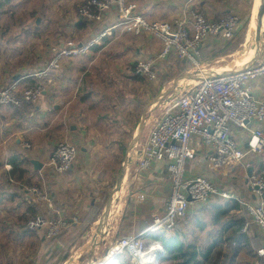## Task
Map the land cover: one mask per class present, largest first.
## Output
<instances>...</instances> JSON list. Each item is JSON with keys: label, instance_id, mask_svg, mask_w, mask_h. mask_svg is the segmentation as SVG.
<instances>
[{"label": "crops", "instance_id": "1", "mask_svg": "<svg viewBox=\"0 0 264 264\" xmlns=\"http://www.w3.org/2000/svg\"><path fill=\"white\" fill-rule=\"evenodd\" d=\"M83 1L0 0V85L8 86L18 81L20 88L35 86L40 79L33 75L50 62L53 46H65L78 34H86L85 39L79 40L81 42L96 34L97 27L81 16ZM246 1H249L251 16L255 0H128L152 22L172 20L185 9L201 12L211 20H218L227 12L243 15L247 9ZM20 4H24L26 11L17 15ZM52 26L57 31L51 36ZM38 27L44 31V40L49 41L45 43V56L36 52L34 62L27 57L20 63L14 61L21 47L35 31H40ZM231 41L209 37L202 46V65L224 56L222 50H226ZM160 50L161 42L156 38L135 37L116 31L101 45L91 47L84 56L65 59L62 67L52 73L54 81L46 86L39 100L23 109L0 108V246L7 248V256L16 250L19 254L25 251L32 256V262L27 264H40L38 257L45 258L49 253L47 248L50 245L44 231L28 233L25 230L26 220L32 215L42 213L80 225L94 206L103 211L127 154V167L109 213L111 225L107 222L108 232L104 238L97 237L102 243L89 249L105 253L106 246L111 245L116 237L141 233L152 224L155 216L164 213L169 196L168 162L156 163L147 172L139 173L138 147L146 141L150 128L158 119L152 114L154 108L159 106V111L164 110L175 96L174 93L159 105L155 103L162 92L169 90L170 83L159 79L161 71L180 72L179 64L189 67V72L192 68L176 55L170 56L166 61L155 63L159 81L149 84L134 73L135 65L139 61L154 60ZM225 69L218 72L232 70ZM151 85H154V91L150 89L152 94L147 89ZM251 91L253 97L263 98L264 79L253 82ZM145 112L147 117L138 146L131 149ZM236 136L239 144L244 146L246 136L241 133ZM194 140L196 155L188 162L185 177L205 175L221 192L235 195L237 199L224 200L213 195L207 203L192 205L186 224L198 235L199 246L196 260L188 264L198 261L199 257L206 260L217 247L224 259L228 248L234 249L236 255L243 249L241 245L249 247L250 254L256 251V247L258 252L264 248V234L248 217L241 202L257 200L248 184V171L252 169V174L264 175V153L249 158L245 167L209 173L205 157L208 149ZM60 141L70 142L78 149L73 167L64 174H58L48 166ZM25 143L31 145L30 149L24 148ZM33 161L41 167L35 168ZM31 186H40L52 199L53 207L47 209L28 195L26 188ZM234 201L239 210L213 219V206L228 203L231 207ZM102 211L81 238L91 233V239L94 238L93 230ZM246 223L248 228L243 232ZM200 225L205 226L204 231H200ZM144 242L146 245L158 243L154 237H146ZM52 246L54 250L62 249L59 243ZM83 249L84 245L79 248V257ZM107 260L103 258L100 262L107 264ZM259 260L264 263L261 258Z\"/></svg>", "mask_w": 264, "mask_h": 264}, {"label": "built area", "instance_id": "2", "mask_svg": "<svg viewBox=\"0 0 264 264\" xmlns=\"http://www.w3.org/2000/svg\"><path fill=\"white\" fill-rule=\"evenodd\" d=\"M80 13L84 20L97 27L96 34L85 42H69L53 48L50 62L33 75L41 79V84L35 88L20 89L18 81L6 87L0 85V108L23 109L39 100L46 86L54 81L52 73L62 67L65 59L84 56L91 47L101 45L116 31L135 37L149 36L161 42V50L154 60L139 61L135 65L137 76L155 82L159 74L155 63L166 61L173 55L187 62L192 68L190 72L204 71L201 50L205 41L209 37L231 41L240 33L241 24L240 16L234 12L211 20L193 9L182 10L179 16L169 21L152 22L128 0H84ZM243 65L229 75L203 77L182 89L150 128L146 141L138 147L137 170L147 172L156 163L168 162L169 196L165 211L155 216L143 232L115 239L105 257L107 264L122 255H127L131 264H158L163 249L159 243L147 246L146 237L172 234L179 222L190 215L194 203H207L213 195L224 200L237 199L235 195L221 192L205 175L187 179L185 174L188 162L196 155L194 139L208 149L205 157L209 173L245 167L249 158L264 153V97L255 98L251 91L253 82L264 79V50L252 66ZM239 133L246 136L244 146L237 139ZM30 147V144H24L25 149ZM77 154L75 145L60 141L48 166L58 174H64L73 167ZM248 184L257 200L241 202L242 208L264 234V175L252 174ZM26 193L47 209L53 207L51 198L40 188L27 187ZM69 225L65 218H50L39 213L26 220L25 230L28 233L44 231L45 239L51 240ZM247 228L246 223L242 231L246 232ZM155 246L161 249V256H155L151 261L149 255ZM257 255L264 262V248Z\"/></svg>", "mask_w": 264, "mask_h": 264}, {"label": "rangeland", "instance_id": "3", "mask_svg": "<svg viewBox=\"0 0 264 264\" xmlns=\"http://www.w3.org/2000/svg\"><path fill=\"white\" fill-rule=\"evenodd\" d=\"M244 5L247 6L246 7L247 9H245V13L243 15H239L240 18H241L240 33L238 34L237 37H235L234 40H232L228 44V46L225 47L226 50H222L223 51L222 55H224V56L220 57L217 60H214V62H210L208 64L206 62L204 63V67H205L206 70H211V71H214V72L218 71L219 69H223V68H226V69L230 68V69L234 70L235 68L240 67L238 65L242 66V63H245V57H243V58L240 59V62L237 63L238 65H235V67H230V65L233 63V61L235 59H237V58L232 57V56L236 52L242 51L244 49L243 44L245 42V38L244 37H246V31H247V26H248L247 24L250 21L249 19H251L250 18L251 17L250 16V12H249V1L244 2ZM34 8L37 9V7H34ZM18 10L19 11H17V13H16L17 15H19L18 12H20V11H26V9L24 7V4H20L19 7H18ZM28 10H29V8H28ZM251 13H252V11H251ZM52 20H53V16H52ZM50 29H51L50 35L52 36L53 33L55 31H57V30H56V28H54V26L50 27ZM39 30L40 31H35L34 36L32 38H30L28 40L27 44L24 45V47H21V50L16 53V57H15V59H13L14 61H17L18 63H20L27 57V58H30L31 62H32V60L34 62L36 60V58H37L36 57V52H38L40 56L42 54L45 56V54L47 53L46 49H45V43H48L49 41L44 40V38H43L44 31L42 29H40V28H39ZM85 36H86V34H84V35L78 34L77 38H74V41L71 40V39L70 40H71V42H75V41L76 42H81L79 40H82V38L85 39L84 38ZM256 45L257 44H256V41H255L254 44H252V46L254 48H256L255 49V54H256V50H257V46ZM55 47H58V46H53L52 50ZM253 47H251V49ZM232 51H234L233 54H231ZM181 68H180V72H178L177 70L176 71L162 70L161 71V75L159 76L160 77L159 79H162V77L164 75H166V74H169V75L173 76V79L168 77V79H171V80H169V82H167V83H170V84H168L169 90L167 89L166 91L169 92L168 95H170V96H172V94H174V92H175L174 91V87H173L174 86V81L176 79H178L179 77H181V75L189 72V67L186 68V70L184 72H181ZM157 81H159V80L157 79ZM157 81H155V82H157ZM147 82H149V81L147 80ZM13 83H11V84H13ZM151 83H154V82H150L149 84H151ZM11 84H9V85H11ZM39 84H41V79H40V83ZM193 84H195V81L194 82H189V81L185 80V81L181 82V84L179 85L178 88L180 89V91H182V89H184L185 87L193 85ZM50 85H52V83ZM3 87H6V86H3ZM29 88H35V86L26 87V88L24 87V88H20V89H29ZM152 88H153V91H154V85H151L150 87L149 86L147 87V89L149 90V92H151V94L153 92V91H151ZM177 95H178V93L177 94L175 93V96H173L172 100L174 98H176ZM162 112H163V109H161L159 111V106H157V107L154 108L152 114H154V118L158 117V119H159ZM196 176H198V175L193 176V178L196 177ZM33 187L40 188V186H33ZM102 213H103V211H102ZM101 216H102V214H101ZM100 220H101V217L99 218L97 224L95 225V228L93 230L94 234L96 233V231H97V229L99 227ZM109 220L112 221V218L108 219V223L111 225V222ZM182 222L183 223H185V222L188 223V217ZM110 225H109V227H110ZM179 227H180V224H179ZM91 237H92V233L89 234L88 236H86V238L84 236L83 238L75 241L74 245H72L70 247V249H69V258L67 260H63L62 259L63 255L67 252V251H64V250H66L65 247L60 244L62 249L61 250H54L52 245L56 244V243L51 244L50 243L51 241L47 240V241H50V242L46 241L48 244L50 243L49 248H47V249H49V253H47V255H45V258L43 257V258L40 259V257H38L39 258V263L40 264H70V263L71 264H101V262H100L101 259L105 258L106 253H107L108 249L111 247V245L109 244V246H106L107 250L106 249L104 250V251H106L105 253H103V252L102 253H95V251H92L94 249L90 250L89 247L87 246V244H89V242H91V240H92ZM119 237H116V239L119 238ZM115 241L116 240H114L111 243L114 244ZM57 243H59V242H57ZM155 244H157V243H155ZM83 245H84V251H83L82 255L79 257V248H81ZM196 245L199 246V243H196ZM85 246H87V247H85ZM241 246H243V249L241 250V252L239 251L238 254H236V255H235L234 249L228 248L227 249V253L228 254L226 255L225 259L222 258L221 254L219 252L220 248L217 247L209 255V257L206 260L199 257L198 261L192 262L191 264H255L254 261H257L260 264H264V263L260 262L261 261V260H259L260 258L258 257V255H256L257 254V250H258L257 247H256V251L250 254V248L249 247H245L244 245H241ZM6 250H7V248L0 246V264H27L28 262H32L31 261L32 260V256L30 254H26L25 251H23V250H22L23 254H19L18 250H16V252H14L10 256L6 255V252H7ZM162 254L163 255L161 256V258L163 260L161 259V262L158 263V264H185V259L188 258V257L187 258H183L181 256H177L173 260H168V259H166L164 257V252H162ZM36 257H34V258H36ZM110 263L111 264H131L130 263V259L128 258L127 255H122V256L114 259Z\"/></svg>", "mask_w": 264, "mask_h": 264}, {"label": "trees", "instance_id": "4", "mask_svg": "<svg viewBox=\"0 0 264 264\" xmlns=\"http://www.w3.org/2000/svg\"><path fill=\"white\" fill-rule=\"evenodd\" d=\"M179 66L180 68L182 67L181 72H184L186 69V66L185 65L182 66L181 64H179ZM134 73H135V70H134ZM168 77L173 79V76L166 74L162 77L163 80L161 79V81L163 82L165 81L164 83H167L169 80H171V79H168ZM39 83H37L35 86L39 85ZM212 208L213 209L211 211V214L214 220L217 219L216 217L218 215L220 216L225 215L226 217L228 216L230 211L235 212L240 209V207L235 201L232 202L231 207H229L228 203H224L223 205H219V206L216 205V206H213ZM101 211H102L101 207L98 208L94 206L82 224L80 225L70 224L69 227L61 235H59L58 237L54 239H51L50 240L51 242L48 241L51 244L59 242V244L65 247L66 250L64 251H67V252L63 255L62 257L63 260H67L69 258L70 247L74 245L75 241L80 239L88 231V229L91 227V225L95 221H97V218L100 215ZM179 224H180V227H179ZM179 224L175 228L173 234H165V235L154 237V238L161 245L163 252H164V257L166 259L173 260L177 256H181L183 258L188 257L187 259H185V264H188L191 261L196 260L197 258L196 243H198L199 241L197 237L198 235L194 234L192 228L188 226L186 222L183 223L181 221L179 222ZM199 228L201 229L200 231H204L205 226L200 225ZM257 245H259V243Z\"/></svg>", "mask_w": 264, "mask_h": 264}, {"label": "water", "instance_id": "5", "mask_svg": "<svg viewBox=\"0 0 264 264\" xmlns=\"http://www.w3.org/2000/svg\"><path fill=\"white\" fill-rule=\"evenodd\" d=\"M263 19H264V0H260V5H259V8H258V13H257V32H256V46H257V50H256V54L254 56V58L252 60H250L249 62L245 63L243 66L245 67H250L252 66L255 62H257L261 56H262V53H263V50H264V37L262 36L261 34V29H262V25H263ZM237 69H234V70H230V71H225V72H214V71H211V70H204L202 72H188V73H185L183 75H181V77H179L178 79H176L174 81V93H179L180 89L178 88L179 85L181 84V82L183 81H199L201 80L203 77H209V78H217V77H221V76H225V75H229L231 73H234L236 72ZM203 75V76H202ZM169 92H162L161 95L159 96V98L156 99L155 103H157V105L163 103L170 95H168ZM173 95V94H172ZM172 97V96H171ZM146 112L145 114L143 115L142 119H141V123H140V126H139V130H138V133L136 134V136L134 137L131 145H130V148L133 149L135 148L136 146H138V143H139V139L141 137V134H142V131H143V128H144V125H145V121H146ZM127 161H128V154L126 155V158H125V162L123 164V168H122V171L118 177V180L116 182V185L114 187V190L108 200V202L106 203V206L103 210V213H102V216H101V220H100V224H99V228L98 230L96 231V233L94 234V238L92 239V245H90L89 247L91 246H97L99 244L102 243V241L100 240V243L99 241H97V237L98 238H104L105 237V233L108 232V219H109V213H110V209H111V205H112V201H113V196L114 194L116 193V191L118 190V188L120 187L121 183H122V180H123V175H124V172H125V169L127 167ZM33 164L35 166V168H40L41 167V164H39L38 162L36 161H33ZM252 175V169H249L248 171V176L250 177ZM191 201V199H189ZM70 222H72V220H70ZM92 249V248H91ZM84 250V249H83ZM94 251V250H92Z\"/></svg>", "mask_w": 264, "mask_h": 264}, {"label": "bare ground", "instance_id": "6", "mask_svg": "<svg viewBox=\"0 0 264 264\" xmlns=\"http://www.w3.org/2000/svg\"><path fill=\"white\" fill-rule=\"evenodd\" d=\"M254 3L255 4L253 6L251 17H250L251 19H250L249 23L247 24L248 26H247V31H246V37H244L245 38V42H244V44L242 43L244 49L242 51L236 52L232 56V57H235L237 59H235L233 61V63L230 65V67H235V65H238L237 63H239L240 59L243 58V57H245V63H247L249 60H251L255 56V49L256 48H254L252 46V44H254L255 39H256V32H257V22L256 21H257V13H258L259 5H260V0H255ZM261 34L262 35L264 34V19H263V25H262V29H261ZM251 47H253V48L251 49ZM245 63H242V65L245 64ZM238 66H241V65H238ZM228 71H230V70H228ZM189 82H194V81L191 80ZM149 256L151 257V259H150L151 261L153 260V257H155V256L160 257L161 256V249L159 247L155 246L153 248V253L150 254ZM145 258H147V257H144V259Z\"/></svg>", "mask_w": 264, "mask_h": 264}]
</instances>
